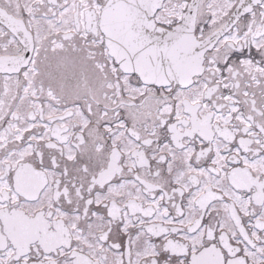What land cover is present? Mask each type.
Here are the masks:
<instances>
[{
	"label": "flooded vegetation",
	"instance_id": "af4514ba",
	"mask_svg": "<svg viewBox=\"0 0 264 264\" xmlns=\"http://www.w3.org/2000/svg\"><path fill=\"white\" fill-rule=\"evenodd\" d=\"M107 1L0 0V264H264V0H165L205 45L169 82Z\"/></svg>",
	"mask_w": 264,
	"mask_h": 264
},
{
	"label": "water",
	"instance_id": "95a60500",
	"mask_svg": "<svg viewBox=\"0 0 264 264\" xmlns=\"http://www.w3.org/2000/svg\"><path fill=\"white\" fill-rule=\"evenodd\" d=\"M163 2L108 0L102 9V27L124 71L149 81L169 82L184 76L189 79L198 73L205 46L194 34L190 16L195 11L187 13L183 25L166 31L152 20Z\"/></svg>",
	"mask_w": 264,
	"mask_h": 264
}]
</instances>
